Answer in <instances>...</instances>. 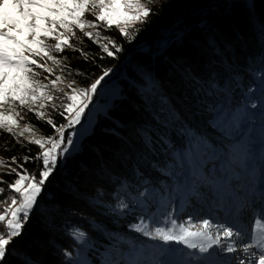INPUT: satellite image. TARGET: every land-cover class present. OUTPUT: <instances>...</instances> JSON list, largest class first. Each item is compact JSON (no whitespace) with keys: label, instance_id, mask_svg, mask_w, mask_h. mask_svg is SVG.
Listing matches in <instances>:
<instances>
[{"label":"trees","instance_id":"trees-1","mask_svg":"<svg viewBox=\"0 0 264 264\" xmlns=\"http://www.w3.org/2000/svg\"><path fill=\"white\" fill-rule=\"evenodd\" d=\"M146 6L151 14L128 29L127 37L115 25L108 29L97 21L98 27L86 28L93 39L77 29L80 39L71 38L73 47L53 53L66 70L47 61L54 75L74 81L76 88H90L107 71L97 90L117 80L122 91L98 115L78 150L65 162L60 156L22 235L9 246L8 264H105L106 260L119 264L117 253L132 244L130 225L136 221L118 207L115 194L139 190L150 177L161 181V166H170L181 148L180 135L170 126L178 130L188 126L202 133L198 124H205L206 108L229 110L231 104L264 93V0H152ZM86 16L93 19L90 13ZM178 22L180 33L170 40L161 38ZM104 43L113 56L103 51ZM99 91L95 102L102 99ZM57 93L43 110L44 118L37 111L24 114L38 138L56 137L49 119L57 127L67 124L68 113L61 105L70 101ZM69 129L65 128L66 140L71 138ZM31 140L0 130V158L21 174L37 175L43 165L37 157L43 150ZM16 178L0 167V188L5 190L0 194V214L10 206L14 193L8 185ZM76 230L85 233L82 241L73 234ZM104 250H114V260L104 259Z\"/></svg>","mask_w":264,"mask_h":264},{"label":"snow or ice","instance_id":"snow-or-ice-1","mask_svg":"<svg viewBox=\"0 0 264 264\" xmlns=\"http://www.w3.org/2000/svg\"><path fill=\"white\" fill-rule=\"evenodd\" d=\"M151 2L152 0H0V130H6L14 136H23V132L17 134L13 131L19 127L16 117L20 116V113L17 108L27 107L31 110L30 105L39 102V108L43 109L47 106L46 102L56 99L51 93L64 81V77L54 75V69L47 66V61L61 66L62 72L66 70V66H62V61L53 53H62L65 48H72L71 38L80 39L76 36L77 29L83 36L93 39V33L86 31V28L98 27L96 22L99 21L108 29L115 25L127 37L128 25L142 21L151 14V9L146 6ZM86 13H90L93 19H88ZM121 25L124 27H120ZM95 39H101L99 32L95 34ZM101 47L108 56L114 55V52L109 50V44H101ZM112 47L119 51L116 45L113 44ZM81 54L87 59L86 53L82 50ZM42 73H47L43 80H48L51 76L54 78L49 83H44L40 78ZM107 75L108 72L105 71L90 88L72 87L74 81L67 85L71 92L65 95L70 103L61 105L64 112L68 113L67 124L57 127L49 119L47 123L55 128L57 136L47 139L34 138L30 141L43 150L42 155L37 157L43 162L42 171L37 175H29L26 172L21 174L0 158V167H6L17 176L8 185L14 193L10 198V206L0 214V222H3L5 227V231L0 232V264H8V257L12 252L9 246L15 238L22 235L24 224L37 205V198L52 175L58 157L67 154L72 146V139H65V128L80 124L98 86ZM5 106L9 107L10 114L3 111ZM251 106L256 107L255 104ZM205 113L207 114L205 123L209 128L223 129L228 134L230 129L238 127L236 114L226 108L213 107L211 110L206 108ZM63 114L61 112V115ZM36 115L44 118L45 113L37 111ZM31 130L30 126L24 129L25 132ZM183 131L189 139L188 160L189 165L193 166L197 155L200 157L207 155L212 150V145L208 137L198 129L187 127ZM75 135V132L71 133V136ZM246 156L245 152L244 157ZM24 159L27 160L28 157ZM15 162V158H12V163ZM200 173L201 169L193 166L192 175L197 180L207 181ZM200 186L196 184L194 189L189 188L188 191L198 193ZM4 191L0 188V194ZM148 191L145 189L140 195L145 196ZM176 191H180V185H176ZM253 194L258 195L264 202V180L261 181L260 187L253 190ZM139 203L141 208H144L146 201L141 200ZM118 207L127 209L128 204L121 202ZM151 219L149 217V220ZM130 227L151 240H160L164 244L184 245L185 248L198 250L201 254L209 253L214 246L230 254L240 253L232 257L233 264H264V223L260 221L256 222L254 236L240 249L233 239L241 235L239 231H234L230 226L213 225L208 219L203 220L194 231L193 227L196 226H193L191 221L187 224L177 223L172 218V213L151 225L141 215L139 222ZM73 234L78 241H82L85 236V233L79 230ZM221 235L228 241L226 246L221 241ZM65 255L71 257L70 252H65ZM127 264L138 262L129 260Z\"/></svg>","mask_w":264,"mask_h":264},{"label":"rangeland","instance_id":"rangeland-1","mask_svg":"<svg viewBox=\"0 0 264 264\" xmlns=\"http://www.w3.org/2000/svg\"><path fill=\"white\" fill-rule=\"evenodd\" d=\"M139 22L128 25L127 30ZM120 27H124V25ZM176 31L180 33V22L169 30H166V33H162L161 38L170 40L171 35L176 34ZM170 32L172 34H170ZM158 53L160 52L157 51L155 54ZM53 78L54 76H51L48 80H43V82L49 83ZM68 84H70V82L64 79V81L58 85V88L53 90L51 94L53 95V93L58 92L57 94L64 95L62 99L65 98L67 100L65 93L70 94L71 92V89L67 86ZM72 87L76 88L73 84ZM99 90L100 89L97 91ZM121 91L122 85L117 80H114L110 82L107 87L99 91V95L102 98L101 101L95 102L99 100L96 99V94L92 97V101L85 110L80 124L74 125L67 132L70 133L73 143L69 152L61 156L63 162H65L68 156L74 154L78 150L80 141L91 133L98 115L104 114L108 108L112 106L114 100L120 97ZM249 95H253V93ZM158 97V99L163 101V96L158 95ZM224 103L226 104V102ZM46 104L48 105L49 102H46ZM252 104H255L256 107L253 108L251 106ZM30 108L31 110L27 107L17 108V111L20 113V116L16 117L19 121V127L14 128V130H17L18 133H24L23 136L20 137L34 139L38 138L34 131H24V129L28 127L24 114H26L27 111H43L45 108L40 109L39 102L30 105ZM229 110L236 114L238 118V127L230 129L228 134H226L223 129L209 128L206 123L203 124L202 127L198 124L202 133L208 137L212 145V150L203 157L197 155L196 159L193 161V166L197 169H201L200 174L202 177H206L207 181L214 183L209 184L207 181L197 180V178L192 175L193 166L189 165L188 160V151L190 148L189 139L186 135L181 136V130L188 126L181 127L180 130H178L171 125L170 127L172 130L180 135L178 139L181 145V148L176 150L170 160L172 164L168 166L167 163L161 166L163 172L160 182L150 177L139 190H130V193L123 191L117 192L115 194V199L118 205L121 202L128 204L127 209H120L129 213L136 223L139 222V217L141 215H143L145 220L151 225L163 220L168 213H172V218L175 219L177 223L187 224L188 221H191V224L196 226L193 227L194 231L197 230V227L202 224L205 219L210 220L213 225L219 224L228 227L227 221L222 220V212H224V210L229 211L230 208L226 209V205L221 207L217 205L215 207V204H217L216 198H218L221 192V194L227 195L234 193V195L241 200L245 209L240 213L243 224L250 223L251 221L257 222L260 219L259 216H264V202L261 201L258 195L253 194L254 180L256 178H260V181L264 179V93H262L261 96H256L254 100H244L239 104H231ZM3 111L5 114H10L8 106H5ZM22 121H24V123H22ZM73 132L76 133L75 136H71ZM245 152L247 153L246 158L244 157ZM59 158L60 157H58V161ZM147 172L150 173L148 170ZM149 175L151 176L153 174ZM218 182H224L225 184L224 189L221 191L217 188ZM196 184L201 185L198 189V193L189 192L188 189H194ZM176 185H180V191H176ZM145 189L149 191L145 196H141L140 194L145 192ZM248 195V200L246 198L245 200L242 199V197ZM141 200L146 201L144 208H141L139 203ZM212 207H215L213 211L211 210ZM149 217L152 219L149 220ZM238 231L241 234L240 237H234L233 239L238 249H240L251 239V235L244 229L239 228ZM131 234L134 238L132 244L128 246V248H125L124 251L120 252V254L117 253V255L120 256L119 264H127L129 260H136L138 264H174L171 262V250H173L177 244H164L163 241L160 240H151L134 230ZM221 241L225 246L228 243V241L224 240L222 235ZM124 245L126 246V244ZM253 251H255V249H253ZM198 252L197 254L200 256ZM79 253L83 255L82 250H80ZM103 253L105 255L104 259L114 260V250L112 252L110 250H104ZM175 254H178V252H175ZM216 254L222 258L228 257L232 262V257L240 253H228L229 255L226 256L227 252L217 249ZM106 261L108 264H111L110 260ZM106 261L105 264H107Z\"/></svg>","mask_w":264,"mask_h":264},{"label":"bare ground","instance_id":"bare-ground-1","mask_svg":"<svg viewBox=\"0 0 264 264\" xmlns=\"http://www.w3.org/2000/svg\"><path fill=\"white\" fill-rule=\"evenodd\" d=\"M224 186H225L224 182L217 183V188L220 191L223 189ZM260 186H261V182L259 183L258 187ZM218 197L221 198V200L223 199L230 200L232 204H236L238 210L240 200L233 198V196L227 197V196H223L222 194H220ZM217 249L220 248L214 246L212 249L209 250V253L201 254L197 250L185 248L184 245L182 246L176 245V247L173 248V250H171L172 251L171 262L174 264H233L228 257L222 258L217 256L216 254ZM175 252H178V254H175ZM197 252L199 253L200 256H198ZM227 255L229 254L227 253L226 256Z\"/></svg>","mask_w":264,"mask_h":264},{"label":"water","instance_id":"water-1","mask_svg":"<svg viewBox=\"0 0 264 264\" xmlns=\"http://www.w3.org/2000/svg\"><path fill=\"white\" fill-rule=\"evenodd\" d=\"M176 24H177V23H176ZM176 24H175V25H176ZM175 25H173V26H175ZM176 32L178 33V31H176ZM177 33H176V34H177ZM174 35H175V34H174Z\"/></svg>","mask_w":264,"mask_h":264}]
</instances>
